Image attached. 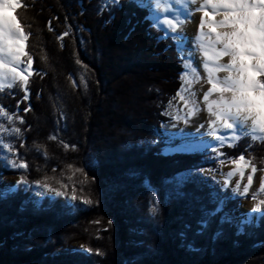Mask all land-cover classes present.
I'll list each match as a JSON object with an SVG mask.
<instances>
[{"label":"trees","instance_id":"trees-1","mask_svg":"<svg viewBox=\"0 0 264 264\" xmlns=\"http://www.w3.org/2000/svg\"><path fill=\"white\" fill-rule=\"evenodd\" d=\"M22 3L28 7L13 15L30 34L26 52L37 74L30 77V99L19 104V113V82L0 90V106L16 117L0 118V131L7 130L1 138L17 153L11 159L28 168L11 169L0 150V180L24 175L29 184L0 200V264H264V204L248 234L237 235L235 223L224 224L223 235L214 239L220 215L234 220L240 199L201 175L215 165L208 159L214 152L162 153L160 126L168 120L162 113L180 89L184 68L174 40L157 42L164 31L153 27L147 10L132 0H120L119 8L104 7L101 0ZM65 31L71 34L61 47L57 37ZM29 105L31 111L24 112ZM12 127L20 133H10ZM232 144L218 148L223 157L244 155L264 169V139L245 134ZM189 170L199 183H185L184 197L171 195L174 185L166 181ZM45 177L52 187L66 185L60 190L67 196L36 194L33 186ZM145 178L155 194L145 188ZM73 188L76 201L69 199ZM210 193L226 200L224 213L197 236L202 208L216 207ZM254 197L260 203L264 192ZM77 242L86 249L76 248Z\"/></svg>","mask_w":264,"mask_h":264},{"label":"snow or ice","instance_id":"snow-or-ice-1","mask_svg":"<svg viewBox=\"0 0 264 264\" xmlns=\"http://www.w3.org/2000/svg\"><path fill=\"white\" fill-rule=\"evenodd\" d=\"M133 2L142 9L149 6L148 0H133ZM101 3L108 8L112 6L121 7L120 0H101ZM151 3L157 6L153 10L157 11L158 16L162 11L165 16L169 17L162 20V25L159 20L153 25L157 27V30H160L162 26H166L163 36L157 37V42L169 38L174 40L177 51L181 54V60L188 61V63L183 64L185 72L181 74L182 80L187 76L188 69L197 73L200 66L195 63L197 56L195 47L187 55L184 54V44L187 37L179 29L182 28L185 21L191 19L190 13L193 11L202 13L197 29L198 35L195 37L194 44L198 45L199 55L202 57V69L206 73L208 87L200 100H189L185 95V91H190V89H185L182 86L177 91L176 96L182 102V109H186V113L183 116L174 115L172 119L174 121L183 119L185 123H188L200 111L195 105L202 103L206 106L208 115L212 117L207 124V135L217 141L219 146H224L225 143L228 146H234L231 141L233 139L238 140L244 134L251 133L253 140L258 138L255 133L264 134V0H203L202 3H198V0H151ZM174 4L181 7H177L174 11L167 7L160 9L161 5ZM191 5H197V7L193 9ZM26 7L28 5L22 3V0H0V90L13 88L19 82L20 90L23 91L24 95L21 101L17 102V113L20 111L19 104L30 99V77L37 74L33 68V58L26 52V42L30 39V34L26 33L18 16L12 14L16 13L18 9ZM169 13H171L170 16ZM47 26L49 31L53 30L51 21L48 22ZM70 34V31H65L57 37V40L61 42V47H63L64 38ZM77 63H80V61H77ZM221 73L224 74L223 78L220 77ZM195 80L199 82L201 76L196 75ZM187 83L191 85V81H187ZM191 94L196 95L195 92ZM23 111H31V106L29 105ZM162 114L167 115L168 113ZM0 118H6L9 122H12L16 117L5 110L3 106H0ZM18 122L23 124V118L20 117ZM0 125H3V119H0ZM201 127H204V125L202 124ZM20 131L18 127L10 128L12 134H19ZM50 139L54 140L57 137L53 135ZM207 146L204 145V147ZM210 146L217 156L222 155L216 144ZM21 147H23V144H21ZM64 147L67 149L69 145L65 144ZM3 149H7L4 157L9 159L12 168L24 170L28 168L27 163L10 159L8 154L12 157L17 156L10 141L0 143V150ZM231 163L235 167L226 174L227 178L224 179L222 187L228 188L231 183L230 178L238 174L240 179L236 181L233 192L246 197L254 183L258 168L251 160L245 159L244 155L235 158ZM248 168L251 171L247 175V183L243 185L242 192H240L245 170ZM69 170H71V166H69ZM75 171L84 174L82 169H76ZM132 174L134 175V173ZM50 179V177H45L44 180L38 181L36 186L42 188L45 192L53 193L56 197L67 196L66 191L60 190L66 189V185L61 184L60 189L52 187L48 183ZM86 180L87 177L85 176ZM187 182L199 183L191 170L166 181V183L174 185L175 190L171 195L177 198L186 195L182 188ZM28 184L29 181L26 177L21 175L15 186H6L0 190V200H6L13 196L18 186ZM144 186L155 194V189L147 178L144 180ZM259 191L264 192V176L260 178ZM75 192L76 189L73 188V194L69 197L71 201L78 199ZM209 195L211 202L216 204V207L211 211L202 208L204 218L197 221L198 229L195 232L197 236L203 235L208 229L211 218L224 213L226 201L224 199L218 200L214 193ZM81 202L91 204L92 200L81 198ZM262 204H264V200L256 204L247 218L242 217L235 223L237 235L248 234V227L253 225V214L260 213ZM153 214H155V210ZM111 223L109 221V224ZM224 224L233 225V217L227 213L220 215V227L215 232L214 239L223 235L222 227ZM183 227L184 229H190L191 226L185 224ZM178 235L182 240L186 239L185 231L179 232ZM187 247L189 250H195L192 243H188Z\"/></svg>","mask_w":264,"mask_h":264},{"label":"rangeland","instance_id":"rangeland-1","mask_svg":"<svg viewBox=\"0 0 264 264\" xmlns=\"http://www.w3.org/2000/svg\"><path fill=\"white\" fill-rule=\"evenodd\" d=\"M145 9L147 10L148 18H149L151 24L154 25L157 20H156L155 16L153 15V13L151 12V10H152L151 7L148 6ZM165 27L166 26H162L160 28V30L164 31V28ZM155 28H157V27H155ZM169 34L171 35L170 30H169ZM174 43H175V49H177L176 48V42L174 41ZM178 55H179V57L181 56L180 52H178ZM186 63H188V61L187 60H183L181 64L183 66V64H186ZM183 72H185V69L183 70ZM196 75H200L201 76V80L199 82H197L195 80V76ZM203 79L204 78H203L202 74L199 71L197 73H194L191 69H188L187 70V76L185 77L184 80H182L180 78V80H181L180 89L182 88V86L185 89H190V91H185V95L188 97L189 100H197L196 98H194V96L191 93L192 92H196V87L202 86V85L205 84L204 82H206V81L203 80ZM187 81H191V85H189L187 83ZM175 99H177V101L180 102L179 101V98L176 96V94L173 95L172 97H170L169 101H167V103H165L166 106H165V109L163 111V113H165V112L168 113L167 115L164 114L168 118V120L166 122L162 123L161 126H160V133L162 135L163 143H164V147H163L162 153H171V150H179V148H181V151H183V150L184 151H187L185 149V147L183 146L182 135H183V133L185 131V128L190 124L189 123L190 121L188 123H185L183 119H181L180 121H174L172 119V116H174V115H181V116L185 115V114L178 113L174 108H170L171 102H173ZM201 104L202 103H198V104L195 105L197 108L200 109V111H198L197 114L194 117L191 118V119H193V122L196 123V124H198L199 122H201L204 119L202 117V114L203 113L208 114L207 111H206V109H203V107H202ZM185 113H186V111H185ZM197 118H199L201 120L199 122H197L198 121ZM211 119H212V117H210L209 115H207V119L206 120L207 121H210ZM181 124H183V127L181 126ZM164 130H166V131H164ZM5 131H7V130H3V132L0 131V133H4ZM248 134L252 135L251 133H248ZM241 136H243V135H241ZM1 137H4L3 134L2 135L0 134V143H3L4 142V139L1 138ZM262 137H264V136H262ZM262 137H258L257 140L263 139ZM174 139H177V142H173ZM234 140L235 139H233L231 141V143L234 142ZM225 144H227V143H225ZM217 146H219V145H217ZM205 149L212 150L211 146L204 147V150ZM1 151H2V156H3L4 160L6 161V163L9 165V167L11 169H13V170H17V169L12 168L11 167V164L9 162V159H7V158L4 157V154L7 153V149H3ZM200 151H203V150L202 149H200V150L197 149L196 151H194L192 153L200 152ZM188 152H190V151H188ZM174 154H180V153H174ZM8 156L11 159V155L8 154ZM208 159L209 160H212L213 159L212 162L214 161L215 162V165L212 164V166L210 168H204V169H202L203 171H201V175H203L205 177H209L214 183L217 184V186H218L219 189H222V190L225 189V188L222 187V184H223L224 179L227 178V176H224V173H222L223 172V168L224 167H228L229 165H231L232 164L231 161H233V160L230 159V158H225L222 155L217 156L215 152H214V154L209 155V158ZM245 159H247V158H245ZM221 161H223V163H221ZM233 169H234V167L231 168V170H233ZM262 170H264V169L263 168L262 169H258L257 173L255 174L254 183L251 186V189H250V192L248 194V197H245V196L236 194L237 196L240 197V199L238 200V204L236 206V209H234V211L232 212V214L234 216V223H236L242 217L243 218H247V216L250 213V211L255 208L256 204H258L257 199L256 198L253 199V197H254V194L256 193V191L259 190V184H260V178H261V176H264V171H262ZM229 171H230V169H229ZM250 171H251L250 168H248V169L245 170V177H244L243 182L241 183L240 192H242L243 185L247 183V175L250 173ZM181 174H184V173H181ZM218 175H223V176H222V178H217L216 176H218ZM18 179H19V177L16 174H8V175H6L4 178H2L0 180V190L4 189L6 186H15L16 185V181ZM230 179H231V183H230L228 189L233 194H235L233 192V189L235 187L236 181L239 180L240 177L237 174L235 177H232ZM33 190L38 195H42L43 194V195H50V197H53L54 196L53 193L45 192L42 188H38L36 185L33 186ZM243 203H246V205L250 209H248L246 211L244 210L240 214V210L243 207ZM259 216H260V213H254L253 214V224L256 223V220H257V218ZM73 245L76 246V248L77 247L81 248L82 250H85L86 249V246L84 244H82L81 242H77V244L76 243H73Z\"/></svg>","mask_w":264,"mask_h":264},{"label":"bare ground","instance_id":"bare-ground-1","mask_svg":"<svg viewBox=\"0 0 264 264\" xmlns=\"http://www.w3.org/2000/svg\"><path fill=\"white\" fill-rule=\"evenodd\" d=\"M148 2H149V6L152 9L151 12L155 16L156 20H159L161 22V25H162V20L164 18H169V17L165 16L162 11H160V15L158 16L157 11L153 10L157 6L153 3H151V0H148ZM202 2H203V0H198V3H202ZM164 7H167L170 10L174 11L177 7H181V6L178 4L161 5L160 9H163ZM191 7L193 9H195L197 7V5H191ZM170 15H171V13H169V16ZM190 15H191V19L185 21L182 28L179 29V31L182 32L187 37V41L184 44V54L187 55L188 52L194 47L197 49V56H196L195 63L200 66L199 72L202 74V76L204 78L203 80L206 81V73H204V71L202 69V57L199 55L198 45L194 44L195 37L198 35L197 29H198L199 19H200V16L202 15V13L199 11H193L192 13H190ZM223 76H224V74L221 73L220 77L223 78ZM204 83H203L204 85L196 87V92H195L196 95L194 96V98H196L197 100H200L202 98L203 93L207 90L208 86H207L206 82H204ZM201 105H202L203 109H206V106H204L203 104H201ZM170 108H174L180 114H185V111H186V109H182V103L178 102L177 99H175L173 102H171ZM207 115L208 114H206V113L202 114V117L204 119L201 122H199L201 119L197 118V120H198L197 122H199L200 124L194 123L193 119H191L189 122L190 124L185 128V131L182 135V140H183L182 142H183V146L185 147V149L187 151L203 149L204 145H208V146H210L212 144L219 145V143L217 141H215L211 136L207 135V132H208L207 124L209 122L206 120ZM202 124L204 125V127H201ZM181 126L183 127V124H181ZM249 128H250V122H249ZM164 131H166V130H164ZM255 135L257 137L264 136V134H260L258 132L255 133ZM179 150H181V148H179ZM232 167H235V166L233 164H231L228 167L223 168L222 173H224V176H227L226 174L228 173L229 169L231 171ZM222 176L223 175H218L216 177L222 178ZM248 209H250V208L246 205V203H243V207L240 210V214L242 213V211H244V210L246 211Z\"/></svg>","mask_w":264,"mask_h":264},{"label":"water","instance_id":"water-1","mask_svg":"<svg viewBox=\"0 0 264 264\" xmlns=\"http://www.w3.org/2000/svg\"><path fill=\"white\" fill-rule=\"evenodd\" d=\"M194 151H196V150H194ZM194 151L188 152V151H184V150L183 151H181V150H171V153H163V155L164 156H168V155H173L174 153H192Z\"/></svg>","mask_w":264,"mask_h":264}]
</instances>
